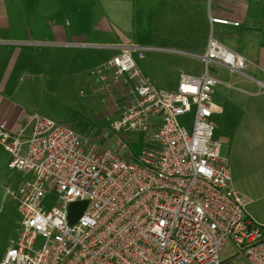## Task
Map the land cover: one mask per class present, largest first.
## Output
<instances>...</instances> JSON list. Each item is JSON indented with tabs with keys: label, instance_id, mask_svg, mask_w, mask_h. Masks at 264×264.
<instances>
[{
	"label": "built area",
	"instance_id": "1",
	"mask_svg": "<svg viewBox=\"0 0 264 264\" xmlns=\"http://www.w3.org/2000/svg\"><path fill=\"white\" fill-rule=\"evenodd\" d=\"M135 51L122 47L91 74L102 88L129 93L115 130L151 131L155 146L139 161L121 156L128 146L121 135L119 152L97 149L37 112L18 131L0 123L9 167L31 175L15 193L20 238L0 264H264V226L248 213L249 199L234 189L214 138L213 115L220 111L209 67L241 71L246 59L211 36L200 56L204 72L182 73L177 90L168 91L145 74ZM188 112H194L191 129L178 120ZM51 194L57 200L48 208L44 201ZM80 200L87 206L71 224L68 207Z\"/></svg>",
	"mask_w": 264,
	"mask_h": 264
},
{
	"label": "crops",
	"instance_id": "2",
	"mask_svg": "<svg viewBox=\"0 0 264 264\" xmlns=\"http://www.w3.org/2000/svg\"><path fill=\"white\" fill-rule=\"evenodd\" d=\"M211 17L239 24L213 23ZM148 35L157 42H147ZM211 36L247 61L241 71L209 67L217 80L212 101L220 112L213 117L220 118L222 141L215 137L216 128L214 138L221 151L224 146L234 189L249 199L248 213L264 225L255 206L258 193H264V0H0V123L18 131L33 113L16 98L23 91L21 73L39 75L40 67L43 71L62 60L59 68L69 75L75 69L72 56L81 62L98 60L96 69L122 47L135 46L138 53L157 50L196 60L198 66L181 70L178 78L201 75L205 65L200 56ZM218 68L222 72L215 76L211 71ZM31 130L32 122L25 137ZM10 160L0 144V180L15 170Z\"/></svg>",
	"mask_w": 264,
	"mask_h": 264
},
{
	"label": "rangeland",
	"instance_id": "3",
	"mask_svg": "<svg viewBox=\"0 0 264 264\" xmlns=\"http://www.w3.org/2000/svg\"><path fill=\"white\" fill-rule=\"evenodd\" d=\"M122 10L120 9L121 16ZM124 14H126V9ZM145 40L155 43L158 39L153 35H148ZM139 44L142 45V43ZM143 55L144 57L141 58L138 52H134V57L139 61L141 69L147 72L146 74L158 88L168 91H175L179 87L180 75L178 78L177 74L181 70H189L192 65L198 66L196 60L157 50L156 52L144 50ZM95 61L98 60L89 59L81 62L79 59H73L72 56L70 64L71 68L75 66V69L69 75L64 73L66 70L59 68V65L64 63L62 60H55L51 68L44 65L43 71L40 67L37 71L39 75L21 73L19 81L23 85V91L16 95V98L22 106L28 107L29 112H37L73 128L87 141L89 146L97 149L118 151V137L123 136L128 146L120 151L121 156L139 161L145 150L155 146L154 140L150 137L151 131L129 130L122 134L115 130V123L121 119L128 104L126 94L129 93L119 89L101 88L102 84L98 78L91 74L95 68L93 65ZM65 63L68 62L65 61ZM211 72L216 76L222 72V69L218 68ZM227 73L230 75L229 72ZM91 79L94 81L92 86H90ZM219 91L218 96L221 95V86H219ZM193 113L188 112L178 118L179 122L188 129L192 128ZM213 122L216 128L215 137L222 141L220 118L214 116ZM221 152L223 156L224 146ZM30 178L31 175H27L23 170L15 169L14 171L8 170L0 180V259L4 257L7 248L16 245L20 238L22 215L19 213V200L15 197V193ZM258 194L260 199L255 206L261 210L263 216L261 219L264 221V193ZM56 197V194H51L45 199L44 203L48 208L56 204ZM230 248L227 247L228 250ZM225 254L223 251L222 255Z\"/></svg>",
	"mask_w": 264,
	"mask_h": 264
},
{
	"label": "water",
	"instance_id": "4",
	"mask_svg": "<svg viewBox=\"0 0 264 264\" xmlns=\"http://www.w3.org/2000/svg\"><path fill=\"white\" fill-rule=\"evenodd\" d=\"M86 206H87L86 200H80L70 203L67 211H68V220L71 224H74L80 218Z\"/></svg>",
	"mask_w": 264,
	"mask_h": 264
}]
</instances>
